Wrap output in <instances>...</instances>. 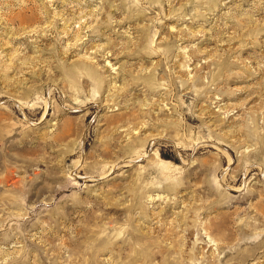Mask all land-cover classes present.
Wrapping results in <instances>:
<instances>
[{
  "label": "rangeland",
  "instance_id": "374dc122",
  "mask_svg": "<svg viewBox=\"0 0 264 264\" xmlns=\"http://www.w3.org/2000/svg\"><path fill=\"white\" fill-rule=\"evenodd\" d=\"M0 264H264V0H0Z\"/></svg>",
  "mask_w": 264,
  "mask_h": 264
}]
</instances>
